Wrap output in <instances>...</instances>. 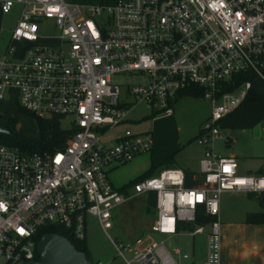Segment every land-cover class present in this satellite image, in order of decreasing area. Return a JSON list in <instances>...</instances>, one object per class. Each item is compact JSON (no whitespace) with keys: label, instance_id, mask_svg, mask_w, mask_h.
I'll use <instances>...</instances> for the list:
<instances>
[{"label":"built area","instance_id":"obj_1","mask_svg":"<svg viewBox=\"0 0 264 264\" xmlns=\"http://www.w3.org/2000/svg\"><path fill=\"white\" fill-rule=\"evenodd\" d=\"M15 4L19 17L0 56V101L10 96L38 118H70L73 132L51 153L25 154L0 144V264L36 260V237L46 227L83 241L91 217L106 235L112 210L147 193L155 196L152 233L173 236L177 222L194 225L198 210L212 218L201 264H220L219 197L264 194V167L241 175L233 158L212 150L214 141H228L221 124L252 87L246 81L227 90L232 79L250 72L264 84V0H115L86 7L6 0L1 13ZM46 22L53 36L39 33L38 24ZM122 77L128 81L118 83ZM189 88L199 89L210 105L195 139L203 149L200 182L187 188L181 171L165 169L121 190L113 187L110 171L149 153L152 136L126 132L111 144L101 138L139 103L152 116H171L175 99ZM202 231L197 226L192 234ZM111 244L125 264H175L162 243L128 257L127 247Z\"/></svg>","mask_w":264,"mask_h":264},{"label":"crops","instance_id":"obj_2","mask_svg":"<svg viewBox=\"0 0 264 264\" xmlns=\"http://www.w3.org/2000/svg\"><path fill=\"white\" fill-rule=\"evenodd\" d=\"M3 1L6 0H0V3ZM63 1L68 4H75L81 7L104 5H91V0ZM106 1L107 4L105 6H111L115 2V0ZM19 13L20 6L17 4L13 5L10 12L7 14H2L0 11V56L4 53L9 43L10 32L18 20ZM253 86L254 90L259 95L264 97V84L259 81H254ZM184 98L188 97H184L182 94L175 99L173 114L171 116H159L161 118H165L163 120H167L166 122H170L169 128L166 123V129L163 132V135L165 136H163V139L161 138V140L154 142L152 137V148L149 153L134 158L135 161L143 160V165L135 178L127 181L126 183L119 184L113 176V172L116 168L110 171L108 178L113 187L121 190L125 188L126 184L139 179L143 175H146L147 177H154L165 169H177L181 171L184 176L191 174L192 179H200L198 162L202 157L203 149L201 146L196 144L194 140L197 138L200 129L198 130L197 135L185 141L180 138L178 134L179 129L174 126V108L177 102ZM209 112L210 105L200 123H203L208 118ZM156 117L157 116L151 115V121H154ZM130 124V120L125 119V121L119 126H130ZM254 130H258L262 134L260 137L261 149H251L249 152L241 155L234 153L221 155L219 152L214 150V143L212 144V150L215 154L220 157H231L237 162L238 173H243L241 175L259 174L261 169L264 167V141L261 140L264 137V101L252 103L238 109L236 112L227 117L221 124V134L228 139L226 143L223 141L221 142L226 147H231L230 145L233 144L235 140L239 139L240 136L245 135L248 132H254ZM169 131L171 132V137L167 136ZM147 133L151 134V132ZM193 144L199 146L200 151L195 160L192 162L184 159L181 154L182 152L188 150ZM170 155H172V160L165 166L158 167ZM139 157L143 158L138 159ZM149 169L151 170L149 171ZM135 198L148 200L151 203L148 205L145 204L144 208L142 207L141 210L133 209V211L131 209L126 211V207L124 206L126 203H124L114 208L111 212L112 223L110 229H114L117 241L127 247L125 257L130 256L132 251L138 250L139 246L142 245L144 241H149V243H162L167 253H170L172 256L175 264L202 263L205 255L206 234L208 232V227L206 225L202 226L203 231L200 234H192L197 226L182 222L176 223V233L173 236L165 237L152 233L151 227L155 219V196L153 193H147ZM259 211L260 208L251 194L224 193L219 197L216 222L219 226L220 264H264V224L255 225L246 224L244 222V218L247 214L257 213ZM124 212H126V214ZM131 212L134 213V220H132V217L129 216ZM127 213H129V215ZM147 218L148 222L146 223ZM118 225L123 227V231H117ZM85 240L86 238L84 237L85 247L87 248ZM136 242L139 243L136 244ZM96 257V264H120V260L117 261L118 258H120L125 264L123 258L117 253H108L107 255ZM98 258L99 260H102L103 263L100 262Z\"/></svg>","mask_w":264,"mask_h":264},{"label":"rangeland","instance_id":"obj_3","mask_svg":"<svg viewBox=\"0 0 264 264\" xmlns=\"http://www.w3.org/2000/svg\"><path fill=\"white\" fill-rule=\"evenodd\" d=\"M91 2V5L107 4L106 0H91ZM38 26L40 28L39 33L41 35L50 37L55 34V29L50 22L40 23L38 24ZM116 80L118 81V83H126L128 81L126 77L118 78ZM129 83H133V81H130ZM125 92L126 91L124 90V88L121 87L120 99L125 96ZM208 107L209 104L207 103V101L196 98L188 97L177 102L174 108V126L179 129L178 134L181 139L186 141L197 135V132L201 128L202 124V122L200 123V121L202 120L204 114L208 111ZM0 116L12 118L15 120L13 132L17 136L32 141L38 140V126L35 117L30 116L18 109L10 96H6L2 101H0ZM150 116V109L146 104H136L133 108H131L129 114L126 117V120H130L131 122L130 126H117L107 131L101 138L100 143L111 144L113 142V139L117 138L120 135H124L126 132L132 135L151 132L154 142L157 140H161V138L163 139V136H165L163 135V132L166 129V123L169 128L170 122H166L167 120H163L165 118H161L159 116H157L154 121H151ZM60 127L64 130H67L70 127V118L62 119L60 121ZM169 133L167 136L171 137V132L169 131ZM261 136L262 134L258 130H254V132H248L247 134L240 136L239 139L235 140L234 143L230 145L231 147L224 146L221 141H214V150L219 152L221 155H225L228 153H234L237 155L245 154L251 149H261ZM199 151V146L193 144L188 150L182 152L181 155L184 159L193 162L197 157ZM141 158L143 157H139L138 159ZM142 161L143 160L135 161V159H133L127 164L117 167L113 172V176L115 177L117 183H126L127 181L135 178L139 173L138 171L140 170L141 166L143 165ZM150 203L151 202L148 200L133 198L127 201L124 206L126 207V211L128 209H131L133 211V209L141 210L142 207L144 208L145 204L148 205ZM124 213L126 214V212ZM127 214L129 215V213ZM133 215L134 213L132 212L129 215L130 217H132V220H134ZM147 222L148 218L146 220V223ZM85 225V242L87 246L86 250L87 253H90L87 256V261L96 264V256H104L108 253H117L111 244V241H113L114 243H119L115 237L113 228L106 231L105 235L98 227L97 222L90 217H86ZM120 225H118V232L119 230L123 231V227H121ZM148 244L149 241H144L142 245L139 246V249ZM99 261L102 262V260ZM117 261H119L120 264H124L120 258H118Z\"/></svg>","mask_w":264,"mask_h":264},{"label":"trees","instance_id":"obj_4","mask_svg":"<svg viewBox=\"0 0 264 264\" xmlns=\"http://www.w3.org/2000/svg\"><path fill=\"white\" fill-rule=\"evenodd\" d=\"M246 81L251 82L252 87L248 91L247 96L245 100L243 101L242 105L240 106V108L247 106L249 104H252V103L264 101V97L259 95L254 90L253 75L250 72L242 73V74H239L238 76H235L232 79V85L227 90H232L234 87ZM183 95L184 97L186 96L190 98H200L201 91L197 88H189L185 93H183ZM35 120L38 126L39 135H38L37 141H32V140H28L25 138H21L17 136L16 134H14L13 132L14 125H15L14 119L0 116V126H2L5 130H7L11 134L9 136L0 134V144L15 146L21 152L25 154L43 153V152L51 153L55 150L62 149L65 146L68 138L73 132L72 129L68 128L67 130H64L60 127V121L62 120L61 117H56V116L49 117V118L35 117ZM171 160H172V155L167 157L158 167L165 166ZM151 169H149V171ZM145 178H149V177H147L146 175L145 176L143 175L139 179L129 182L128 185L134 183L135 181L142 180ZM199 182H200V179L199 178L192 179L191 174H187L185 176V187L187 188L193 187L197 185ZM251 195L256 200L260 208V211L257 213H253V214H247L244 218V222L246 224H255V225L264 224V194H259V195L251 194ZM211 221H213L212 218L204 216L202 211L198 210L196 213V219H195L194 225L204 226V225L209 224ZM43 234H53V235H58L60 237L65 238L77 252L84 253L87 259L88 253L85 247L84 240L83 241L75 240L70 235L69 232L65 231L64 229L60 227H46L39 232L36 239L38 240L40 236H42ZM35 258L37 259V254L35 255Z\"/></svg>","mask_w":264,"mask_h":264},{"label":"water","instance_id":"obj_5","mask_svg":"<svg viewBox=\"0 0 264 264\" xmlns=\"http://www.w3.org/2000/svg\"><path fill=\"white\" fill-rule=\"evenodd\" d=\"M0 134L11 135L0 126ZM37 259L20 261L17 264H92L87 261L84 253L77 252L63 237L43 234L36 243Z\"/></svg>","mask_w":264,"mask_h":264}]
</instances>
